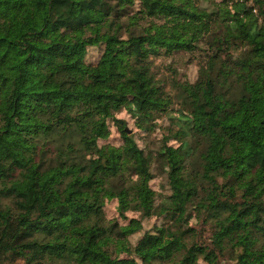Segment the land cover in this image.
<instances>
[{
    "label": "trees",
    "instance_id": "16d2710c",
    "mask_svg": "<svg viewBox=\"0 0 264 264\" xmlns=\"http://www.w3.org/2000/svg\"><path fill=\"white\" fill-rule=\"evenodd\" d=\"M196 51L194 82L157 77ZM159 108L157 203L117 115ZM0 264H264V0H0Z\"/></svg>",
    "mask_w": 264,
    "mask_h": 264
},
{
    "label": "rangeland",
    "instance_id": "374dc122",
    "mask_svg": "<svg viewBox=\"0 0 264 264\" xmlns=\"http://www.w3.org/2000/svg\"><path fill=\"white\" fill-rule=\"evenodd\" d=\"M203 6L210 4L202 2ZM203 55L202 52H193L192 54H177L173 57H164L155 61V73L160 80H163L165 84H169L170 79L175 78L176 80L188 82H194L197 78V72L199 68L200 57ZM95 58V56H92ZM149 116L150 121L148 127H145L140 121H136L131 118L126 111H122L117 115L118 118L126 122L125 128L130 132V136L133 137L138 147L141 148L145 154L150 158L151 168V181L149 183L151 189L156 193L158 203L163 197L169 195L168 189V176L167 169L158 158L157 151L164 142L172 144L166 137L165 129L170 124L168 115L162 113L159 109H152L145 113ZM119 141L118 134L114 133L108 141H103L101 145L105 144H117ZM104 215L107 219H114L120 226L128 225L130 219H140L139 214L135 212H127L125 218H120L117 213V202L116 200H110L106 202L103 208ZM190 215L189 225L201 228V224L197 222L195 213L188 211ZM162 223L160 217H151L148 219L141 220V230L130 238V242L134 245L143 234L152 229L153 226H158ZM207 236L204 235V238Z\"/></svg>",
    "mask_w": 264,
    "mask_h": 264
},
{
    "label": "built area",
    "instance_id": "2783aa9c",
    "mask_svg": "<svg viewBox=\"0 0 264 264\" xmlns=\"http://www.w3.org/2000/svg\"><path fill=\"white\" fill-rule=\"evenodd\" d=\"M253 2V0H249V3ZM253 13L256 14V10H253Z\"/></svg>",
    "mask_w": 264,
    "mask_h": 264
},
{
    "label": "water",
    "instance_id": "95a60500",
    "mask_svg": "<svg viewBox=\"0 0 264 264\" xmlns=\"http://www.w3.org/2000/svg\"><path fill=\"white\" fill-rule=\"evenodd\" d=\"M125 133L127 134V135H129L130 134V132L125 128Z\"/></svg>",
    "mask_w": 264,
    "mask_h": 264
}]
</instances>
